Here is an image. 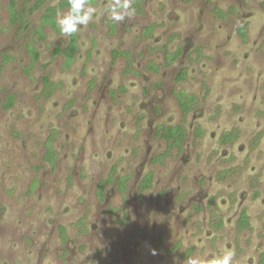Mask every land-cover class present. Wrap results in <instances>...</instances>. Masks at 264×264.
Here are the masks:
<instances>
[{
  "label": "rangeland",
  "instance_id": "1",
  "mask_svg": "<svg viewBox=\"0 0 264 264\" xmlns=\"http://www.w3.org/2000/svg\"><path fill=\"white\" fill-rule=\"evenodd\" d=\"M10 1L0 0V264H185L197 254L211 259L225 245L235 250L232 264H258L264 0H134L135 14L119 23L108 0H97V17L77 32L80 50L70 67L53 52L70 36L48 26L43 38L36 33L44 12L33 9L37 0H17L19 20L12 21ZM30 45L41 52L33 65ZM183 68L186 79L178 81ZM46 75L55 84L49 98ZM181 90L200 98L187 118L184 152L153 162L167 147L157 127L181 118ZM235 129L237 141L221 144L222 132ZM113 165L117 178L127 176L124 194L114 182L101 191ZM225 169L232 172L223 176ZM150 171L153 186L141 194ZM243 208L250 227L239 230ZM220 219L214 231L210 221Z\"/></svg>",
  "mask_w": 264,
  "mask_h": 264
},
{
  "label": "trees",
  "instance_id": "2",
  "mask_svg": "<svg viewBox=\"0 0 264 264\" xmlns=\"http://www.w3.org/2000/svg\"><path fill=\"white\" fill-rule=\"evenodd\" d=\"M45 2L46 0H37L35 3V6L33 9H43V15L41 17V23L40 26L38 27L36 33L40 35V37H44L45 33L43 32V28L45 26H48L52 29H54L56 32L61 33L59 26L57 24V13L60 12L63 9L68 8V0H62L57 6H47L45 7ZM97 2V0H93V4H95ZM10 14H11V19L14 22H17L19 20V11L17 9V0H11L10 1ZM217 16L221 17V18H225L226 17V13H224L221 10H217L216 11ZM154 30V25H152L150 28L147 29V31H145L146 35L150 36L153 33ZM239 33L241 35V37L243 39H245L247 37V30L245 26H241V28H239ZM78 34H72L70 36V41L69 43H67L64 46H60V45H56L54 47V54H63L65 56V64L67 67H70L73 62L74 59L76 57V54L79 51V44H78ZM29 53L31 55V59H32V65L39 59L41 52L36 49L33 45L29 46ZM119 54H122L123 56L126 57L127 61H128V66H132L133 63V58L131 56V53L128 51H124L121 52ZM181 51L180 49L174 53V54H170L168 53L167 56V64H172L175 60H177V58L180 56ZM151 69L158 71V66L155 65H150ZM185 70L181 73V78L185 77ZM45 81V88L43 90V94L46 98H49L52 95V92L54 90L55 84L53 83V81L50 79V76L46 75L44 78ZM182 109L184 114L186 115L190 110H191V104L192 102H194L196 100V98L194 96H186L184 95V93H181L178 95ZM14 96H9L8 100V105L7 106H12L14 104ZM159 130H163V132H161V136L166 140L167 142V149L159 156H157L154 159V162H163L166 158L171 157L172 155V151L175 148H181V145L185 139L186 136V132L185 129L183 127L182 124H179L177 126H169L166 128H162L160 127ZM238 133V131H237ZM235 137L232 135V133H228L225 137H223V141L224 142H228L230 140H233ZM55 157H56V152L54 151L52 145L50 143H48V151H47V158L49 160V162H51L52 164L55 163ZM117 171V166L115 165V167L113 168V171L109 174V177L106 180H103L101 182V191L104 192L105 188L114 181V176L115 173ZM153 172L148 173V175L145 177V179L143 180L141 187H140V191L141 193H143L144 191H146L147 189H149L152 185V181H153ZM126 177L124 178H119L118 179V186L121 190V192L124 194L126 192ZM222 219H220V221H218V223H216L214 225L215 229H219L222 226ZM238 227L240 230L246 229L250 227V217L247 214L246 210H243L241 213V216L239 218L238 221ZM61 232L62 235L64 237V239H66V229L64 227L61 228ZM258 264H264V252L260 254L259 257V261Z\"/></svg>",
  "mask_w": 264,
  "mask_h": 264
},
{
  "label": "clouds",
  "instance_id": "3",
  "mask_svg": "<svg viewBox=\"0 0 264 264\" xmlns=\"http://www.w3.org/2000/svg\"><path fill=\"white\" fill-rule=\"evenodd\" d=\"M133 2L134 0H108L107 10L110 19L119 23L126 17L134 15ZM96 17L97 8L93 5V0H68V10L64 13H57V24L63 34L71 36L82 27H87ZM197 246L203 247V244ZM152 254L156 255L155 249H152ZM234 255V248L225 245L221 254L215 255L211 259L207 254L204 256L197 254L189 256L185 264H232Z\"/></svg>",
  "mask_w": 264,
  "mask_h": 264
},
{
  "label": "flooded vegetation",
  "instance_id": "4",
  "mask_svg": "<svg viewBox=\"0 0 264 264\" xmlns=\"http://www.w3.org/2000/svg\"><path fill=\"white\" fill-rule=\"evenodd\" d=\"M263 6H264V3H263ZM222 11V10H221ZM224 12V11H223ZM236 12V8H233L231 11H228V12H224V13H226V16L227 15H230V14H234ZM217 17H219V16H217ZM221 18V17H220ZM223 19V18H222ZM242 26H245L246 27V30H247V26L246 25H242ZM239 28H241V26L239 27ZM239 28H238V31H239ZM153 32H154V30H153ZM153 34V33H152ZM151 34V35H152ZM150 35V36H151ZM148 36V35H147ZM79 44V43H78ZM79 50H80V45H79ZM180 51H181V54L180 55H182V49H180ZM79 52V51H78ZM78 54V53H77ZM77 54H76V56H77ZM180 57V56H179ZM178 57V58H179ZM178 58H177V60H178ZM75 59H76V57H75ZM75 59H74V61H75ZM177 60H175L174 62H176ZM150 65H155V66H158V65H156V64H149V69H151V67H150ZM158 67H160V66H158ZM151 70H153V69H151ZM158 70H159V68H158ZM185 70V72H186V74H185V77L184 78H181V73L183 72ZM155 71V70H154ZM157 72V71H156ZM186 76H187V70L185 69V68H183L180 72H179V74L177 75V80L178 81H182V80H185L186 79ZM181 93H184V95H186V96H189V95H191V96H194L195 98H196V100L194 101V102H192V104H191V110L185 115L184 114V112H183V109H182V106H181V103H180V100H179V97H178V95L179 94H181ZM175 95H176V98H177V101H178V104H179V107H180V110H181V118L179 119V121H178V123H176V124H168V125H160V126H158L157 127V135L161 138V139H163L165 142H166V140L161 136V132H163V130H159L160 129V127H162V128H166V127H169V126H177V125H179V124H182L183 125V127H184V129H185V132H186V136H185V139H184V141H183V143H182V145H181V148L182 149H180V148H175V149H177V154H174L173 153V151L175 150H173L172 151V155H171V157L173 156V157H175L176 155H181L183 152H184V144H185V141H186V139H187V137H188V129H187V125H186V123H187V118L189 117V115L193 112V111H195V109L198 107V104H199V100H200V98L196 95V94H194V93H189V92H187V91H185V90H181V91H179V92H177V93H175ZM237 131H238V133H237ZM196 136L197 137H199V138H201V137H203V135H204V133H205V130L203 129V128H201L200 126H198L197 128H196ZM228 133H232V135L235 137L233 140H230V141H228V142H224L223 141V137H225ZM240 137V131L239 130H237V129H235V130H230V131H224V132H222V134L220 135V138H219V141H220V143L221 144H223V145H233L236 141H237V139ZM167 143V142H166ZM166 149H167V147H166ZM165 149V150H166ZM164 152V151H163ZM163 152H161L160 154H158L157 156H159V155H161ZM156 156V157H157ZM155 157V158H156ZM154 158V159H155ZM153 162H154V160H153ZM117 166V165H116ZM115 167V165H113V167H112V170H111V172L113 171V168ZM110 172V173H111ZM151 172V171H150ZM150 172H148V173H150ZM232 172V169H225V170H223L222 171V174H223V176L224 175H228V174H230ZM109 173V174H110ZM148 173L143 177V179H142V181H141V183H140V185H139V191H140V187H141V184H142V182H143V180L145 179V177L148 175ZM116 174V173H115ZM154 175V174H153ZM109 177V176H108ZM126 177V179H127V176H125ZM154 177V176H153ZM119 178H124V176L123 177H119ZM119 178H117L116 176H114V183H116V185H117V187L119 188V186H118V179ZM112 182V183H113ZM154 182L152 181V184H153ZM111 184V183H110ZM109 184V185H110ZM153 185H151V187H152ZM151 187L149 188V189H147L146 191H148V190H150L151 189ZM106 189V188H105ZM119 190H120V188H119ZM126 190H127V180H126ZM105 191V190H104ZM121 191V190H120ZM146 191H144L143 193H141V191H140V193L141 194H144ZM210 202H213V201H211V199H210ZM243 210H246L245 208H243L242 210H241V212H240V214H239V216H238V219H237V227H238V221H239V218H240V216H241V213H242V211ZM246 212H247V210H246ZM247 214H248V212H247ZM249 215V214H248ZM213 222V223H212ZM210 223H211V225H212V229L214 230V231H217V229H215V227H214V225L216 224V223H218V220H216V221H210ZM60 228H62V227H60ZM238 229H239V227H238ZM240 230V229H239ZM61 235H62V232H61ZM63 236V235H62ZM64 238V237H63ZM112 264H115V262H113Z\"/></svg>",
  "mask_w": 264,
  "mask_h": 264
}]
</instances>
